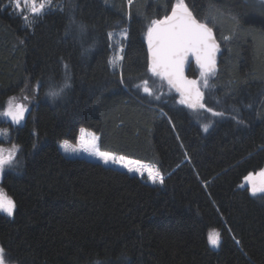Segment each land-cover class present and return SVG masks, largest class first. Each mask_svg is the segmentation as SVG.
<instances>
[{
  "label": "trees",
  "instance_id": "1",
  "mask_svg": "<svg viewBox=\"0 0 264 264\" xmlns=\"http://www.w3.org/2000/svg\"><path fill=\"white\" fill-rule=\"evenodd\" d=\"M52 2L59 8L26 28L0 0V109L13 96L31 106L11 128L19 163L0 180L16 202L13 217L0 214L9 264H264V199L245 181L264 170V2L185 0L222 45L204 102L246 125L219 118L207 133L146 68L147 27L175 0ZM122 28L127 90L108 64L107 34ZM64 64L71 87L52 100L45 93L63 83ZM143 80L152 96L134 87ZM81 128L99 136L101 150L159 167L164 185L65 153L63 141L76 145ZM212 230L218 249L207 243Z\"/></svg>",
  "mask_w": 264,
  "mask_h": 264
},
{
  "label": "snow or ice",
  "instance_id": "2",
  "mask_svg": "<svg viewBox=\"0 0 264 264\" xmlns=\"http://www.w3.org/2000/svg\"><path fill=\"white\" fill-rule=\"evenodd\" d=\"M264 2V0H262ZM10 6H14L15 12L21 14L25 21V27L31 28L43 16L53 10L52 0H9ZM132 0H128L129 7ZM62 11V8L60 9ZM27 12L28 14H25ZM29 14L32 19L29 20ZM130 19V13H129ZM72 23H75L74 19ZM81 33L85 31V26L80 25ZM68 34L67 31L65 33ZM108 39L111 41L114 34L109 32ZM232 37H224L225 41ZM119 39L126 41L128 39L127 29L119 32ZM147 42V72L152 77L166 82L169 89H174L179 94L178 103L195 113L201 111L210 113L212 117L225 119L231 118L237 125H245L243 119L236 115L226 113L223 110H216L205 104V90L210 88V80L215 78L218 72V56L221 52V44L212 27L207 22H201L190 10L185 0H175L171 8V14L165 15L163 19L152 20L148 25L145 36ZM23 43V41H21ZM124 46L120 44L117 54L109 58L108 64L113 73L116 74L119 69L120 83L127 90L122 73V62L124 60ZM194 59L199 68V79H189L185 75V69L189 61ZM65 74L63 83L57 85L49 83L45 95L52 100L62 96L65 89L71 87V74L68 71V65L64 64ZM148 80H143L142 84H136L134 87L141 89L148 96H152V90L147 86ZM40 88L39 82L35 85L34 91ZM24 99H27L25 97ZM160 99L159 95L155 96ZM219 103V101H217ZM249 107H251L249 105ZM29 113V107L24 103L16 102L15 97L8 101L7 108L0 112V118H6L15 125H20L25 121ZM211 123L202 125L203 131L207 133ZM6 135V132L0 131V136ZM99 136L94 132H89L81 128L78 143L71 144L68 140L63 141L61 147L65 153L79 155L86 153L88 156L101 161L105 166L112 165L125 169L129 174H135L141 179L147 176V180L153 185H164L165 176L159 167L149 165L140 160L130 159L124 155H117L112 152L103 151L99 146ZM20 151L18 145H13L11 149L5 152L0 147V176L5 170H11L18 165L16 153ZM261 178L257 184L253 174L245 177L247 191L252 197L264 199V170L258 173ZM245 187L244 184L240 185ZM16 211V202L11 198L3 188H0V214L7 217H13ZM207 243L213 249L221 246L222 238L218 230H212L207 236ZM239 244V241H236ZM0 264H9L6 258V250L0 247Z\"/></svg>",
  "mask_w": 264,
  "mask_h": 264
},
{
  "label": "rangeland",
  "instance_id": "3",
  "mask_svg": "<svg viewBox=\"0 0 264 264\" xmlns=\"http://www.w3.org/2000/svg\"><path fill=\"white\" fill-rule=\"evenodd\" d=\"M52 5H53V10L59 8V5H57V4L53 3V2H52ZM12 9H13V11L15 12L14 6H12ZM15 13H16V12H15ZM18 14H19V13H18ZM25 14H28V13L25 12ZM20 15H21V14H20ZM31 19H32V17H31V15L29 14V20H31ZM24 22H25V21H24ZM122 29H126V28H122ZM122 29H119V30H116V31H113V32H112V33L114 34V38L112 39V45H113V53H112V56L117 54L118 46H119L120 44H123V46H124V44H125V42H126V41H124V40H120V39H119V32H120ZM196 69H197V75H198L197 78L199 79V78H200V77H199V68L196 66L195 70H196ZM13 97H15L16 102L23 103V101H22V100H19L18 97H16V96H13ZM13 97H11V98H13ZM11 98H9V99L7 100V102H6V104L4 105V107L0 109V112H2L3 110H5V109L7 108L8 101H9ZM24 104H25V103H24ZM26 105L29 107V111H30L31 106L28 105V104H26ZM207 106H208V105H207ZM194 113H195V112H194ZM195 114H196V113H195ZM26 116H27V115H26ZM197 117H198V121L200 122L201 125H203V124H205V123H211L212 126H213L215 120L219 119V118H216V117H212L210 113H206V112H203V111H201L200 113H197ZM25 118H26V117H25ZM15 126H17V125L13 124L10 120H7L6 118H0V131H4V132H6V135H2V136H0V147L4 148V150H5L6 153H7V151H8L9 149H11V146H10V143H9V141H10V139H11V134H12V133H11V132H12L11 128H14ZM212 126H211L210 128H212ZM210 128H209V130H210ZM111 166H112V165H111ZM114 167H116V166H114ZM118 168H119V167H118ZM120 169H123V168H120ZM123 170H125V169H123ZM6 171H7V169L5 170V172H6ZM258 173H259V172H258ZM258 173L255 174V175H253V178H254V180L256 181L257 184L259 183V181H260V179H261V178L258 176ZM4 175H5V173H4L2 176H0V180L3 178ZM145 177H146V179H147V176H145ZM210 233H211V232H210Z\"/></svg>",
  "mask_w": 264,
  "mask_h": 264
},
{
  "label": "water",
  "instance_id": "4",
  "mask_svg": "<svg viewBox=\"0 0 264 264\" xmlns=\"http://www.w3.org/2000/svg\"><path fill=\"white\" fill-rule=\"evenodd\" d=\"M170 14H171V12H170ZM170 14H169V15H170ZM217 40H218V38H217ZM218 41H219V40H218ZM219 42H220V41H219ZM220 44H221V43H220ZM146 45H147V42H146ZM222 54H223V52H222V45H221V52H220V54H219V56H218V65H219V63H220V60H221ZM192 65H196V64H195V62H194V59H191V58H190L189 64H188V66H187L186 69H185V75H186L189 79H191V78L189 77L188 73H189V69H190V67H191ZM197 67H198V66H197Z\"/></svg>",
  "mask_w": 264,
  "mask_h": 264
},
{
  "label": "bare ground",
  "instance_id": "5",
  "mask_svg": "<svg viewBox=\"0 0 264 264\" xmlns=\"http://www.w3.org/2000/svg\"><path fill=\"white\" fill-rule=\"evenodd\" d=\"M30 110H31V109H30ZM29 112H30V111H29ZM27 115H28V114H27ZM26 117H27V116H26ZM25 120H26V118H25ZM24 123H25V121L22 122V124H20V125L22 126V125H24ZM6 172H7V171H6ZM6 172H5V173H6Z\"/></svg>",
  "mask_w": 264,
  "mask_h": 264
}]
</instances>
